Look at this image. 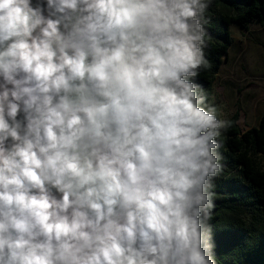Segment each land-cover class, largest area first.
<instances>
[{
    "label": "clouds",
    "instance_id": "9594fccd",
    "mask_svg": "<svg viewBox=\"0 0 264 264\" xmlns=\"http://www.w3.org/2000/svg\"><path fill=\"white\" fill-rule=\"evenodd\" d=\"M212 2L0 0V264H217Z\"/></svg>",
    "mask_w": 264,
    "mask_h": 264
},
{
    "label": "trees",
    "instance_id": "16d2710c",
    "mask_svg": "<svg viewBox=\"0 0 264 264\" xmlns=\"http://www.w3.org/2000/svg\"><path fill=\"white\" fill-rule=\"evenodd\" d=\"M206 18L209 22L204 27L212 39L204 51L211 67L190 79L205 89L210 103L215 77L233 43L230 26L236 24L248 30L253 22L263 24L264 0H213ZM228 119L236 123L221 137L224 143L218 151L223 172L212 178L215 207L207 224L216 237L213 243L217 264H241L238 259L227 258V250L217 242V231L223 232L224 241L236 238L245 242L239 239L241 231L251 237L259 234L254 238L258 240L264 235V115L257 127L244 131L238 126V112ZM246 214H250L249 224L244 220ZM258 240H254L253 245L258 244Z\"/></svg>",
    "mask_w": 264,
    "mask_h": 264
},
{
    "label": "rangeland",
    "instance_id": "374dc122",
    "mask_svg": "<svg viewBox=\"0 0 264 264\" xmlns=\"http://www.w3.org/2000/svg\"><path fill=\"white\" fill-rule=\"evenodd\" d=\"M230 33L233 43L215 77L210 104L219 108V119H228L238 112L245 129L256 122V117L264 108V23L253 22L248 30L233 24ZM244 220L249 224L250 214H246ZM240 234L239 239L245 242L236 238L233 241L226 238L224 241L223 232L217 231V242L227 250V258L238 259L241 264H264V235L258 240L254 238L259 234L252 237L246 231ZM213 239L216 237L213 236ZM254 240L259 243L253 245Z\"/></svg>",
    "mask_w": 264,
    "mask_h": 264
},
{
    "label": "crops",
    "instance_id": "0c3cea01",
    "mask_svg": "<svg viewBox=\"0 0 264 264\" xmlns=\"http://www.w3.org/2000/svg\"><path fill=\"white\" fill-rule=\"evenodd\" d=\"M262 60L264 61V56L262 58ZM264 115V108L262 109L261 111V114H259L257 117H256V122L252 125H248L245 129L242 127V124H241V119L239 118V121H238V126L241 128V130H247L248 128L250 127H257L260 123V120L262 118V116Z\"/></svg>",
    "mask_w": 264,
    "mask_h": 264
}]
</instances>
